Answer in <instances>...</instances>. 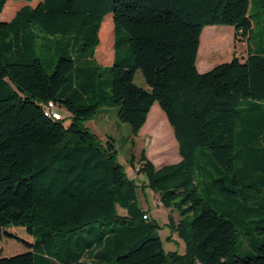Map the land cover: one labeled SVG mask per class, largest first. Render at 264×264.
<instances>
[{"label":"trees","instance_id":"16d2710c","mask_svg":"<svg viewBox=\"0 0 264 264\" xmlns=\"http://www.w3.org/2000/svg\"><path fill=\"white\" fill-rule=\"evenodd\" d=\"M24 1L0 21V264H264V0L255 13L252 0ZM215 24L234 27L244 54L198 72ZM155 102L167 122L150 124ZM113 106L132 140L149 125L179 159L154 165L141 151L146 181L128 178L114 141L83 125ZM145 188L182 253L164 250L138 204Z\"/></svg>","mask_w":264,"mask_h":264},{"label":"rangeland","instance_id":"374dc122","mask_svg":"<svg viewBox=\"0 0 264 264\" xmlns=\"http://www.w3.org/2000/svg\"><path fill=\"white\" fill-rule=\"evenodd\" d=\"M36 0H33L30 4H35ZM6 3H9L8 9L5 11L4 6L3 10L0 12V21L9 20L15 11L20 8L25 3H28L24 0H7ZM259 9V3L257 0H252L251 13H255ZM108 19V34L101 36L100 43L97 46L96 50V59L101 64H108L111 62L112 58V41H113V31H112V17L111 14H107L105 19ZM102 21V22H103ZM208 27H215L224 31L226 25H204V32ZM225 34L212 33L210 37L205 38L206 51L204 56L209 62L216 60L217 56L223 53V50L226 48ZM203 45L204 39L202 40ZM106 47V48H105ZM234 48L237 51L242 50L243 45L239 43L236 45L234 42ZM236 51V50H235ZM134 82L144 88H147L146 83L141 75V72L137 70L134 74ZM153 109L150 108V124L159 122L161 115L163 120L166 121L163 111L158 106L157 102L153 103ZM117 106L113 107H102L99 109L98 113L89 120L83 121V125L88 127L92 132H94L98 139L104 143L107 139H112L115 143V148L117 151V160L122 165L123 170L128 178L135 179L138 184L144 183L146 178L144 174L137 173L136 169L138 167L137 159L141 151H144L145 155L152 161L154 165H159L161 163H172L179 159L177 142H175V152H163L161 153V145L159 144V138L154 137L153 130L149 129V125L143 127L138 132L137 136L133 138L131 136L130 127L127 123L122 122L117 117ZM152 109V110H151ZM60 113L66 118L63 120L64 124L69 123V117H67V112L63 108H59ZM171 132L172 129L168 128ZM176 141V140H175ZM134 158L135 161L133 164H130V159ZM138 204L145 208L152 219L158 222L160 225L158 234L161 238L163 248L165 251H177L182 253L184 251L183 241L177 237L176 234L172 233L168 226V213L170 211L167 208H164L158 204V195L153 192L150 188H145V190H138ZM122 211V210H121ZM122 213V212H121ZM174 219H177V213H173ZM170 237V238H168Z\"/></svg>","mask_w":264,"mask_h":264},{"label":"crops","instance_id":"0c3cea01","mask_svg":"<svg viewBox=\"0 0 264 264\" xmlns=\"http://www.w3.org/2000/svg\"><path fill=\"white\" fill-rule=\"evenodd\" d=\"M226 26L227 27L224 28V31L223 30L220 31V29H218V27L217 28L208 27V28H206L205 32H204V28L202 29L201 34H200V43H199V48H198V52H197V58H196V68H197L198 72H205L217 64L229 61L232 58L233 54H236V55H243L244 54V44L242 42H236V45L238 43L240 45H243L242 50L237 51V49L234 48V27L230 26V25H226ZM212 33H217V34L221 33L222 35L225 34V36H226L225 41H227V42H226V45L224 46L226 48L223 50V53L221 55L217 56V58H215L216 60H214L213 62H209L206 59V57H203V56H204V52L206 51L205 38H206V36L210 37V35ZM203 39H204L205 45H203V42H202ZM162 164H165V163H161L159 165H162ZM143 210H146V209L143 208Z\"/></svg>","mask_w":264,"mask_h":264},{"label":"bare ground","instance_id":"6f19581e","mask_svg":"<svg viewBox=\"0 0 264 264\" xmlns=\"http://www.w3.org/2000/svg\"><path fill=\"white\" fill-rule=\"evenodd\" d=\"M48 107H54V105L52 103H48V106H47V113L50 114L52 117L56 118V119H59L60 117H57L56 116V113H53L52 111H49Z\"/></svg>","mask_w":264,"mask_h":264},{"label":"built area","instance_id":"2783aa9c","mask_svg":"<svg viewBox=\"0 0 264 264\" xmlns=\"http://www.w3.org/2000/svg\"><path fill=\"white\" fill-rule=\"evenodd\" d=\"M48 109H49V111H52L53 113H56L57 117H60V115L55 111V107H48Z\"/></svg>","mask_w":264,"mask_h":264}]
</instances>
